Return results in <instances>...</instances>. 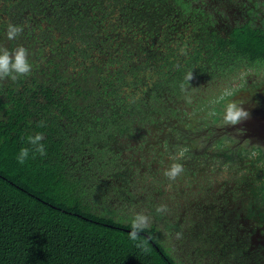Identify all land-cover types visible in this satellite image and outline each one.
I'll use <instances>...</instances> for the list:
<instances>
[{
  "label": "trees",
  "instance_id": "trees-1",
  "mask_svg": "<svg viewBox=\"0 0 264 264\" xmlns=\"http://www.w3.org/2000/svg\"><path fill=\"white\" fill-rule=\"evenodd\" d=\"M196 2L0 0V49L33 65L0 80V264H259L238 228L264 220V146L246 120L218 125L264 86V27ZM36 133L47 155L19 164Z\"/></svg>",
  "mask_w": 264,
  "mask_h": 264
},
{
  "label": "clouds",
  "instance_id": "clouds-1",
  "mask_svg": "<svg viewBox=\"0 0 264 264\" xmlns=\"http://www.w3.org/2000/svg\"><path fill=\"white\" fill-rule=\"evenodd\" d=\"M22 32L23 27L9 23L6 31L7 39L14 40ZM180 54L186 55V51L183 47L180 49ZM32 68L33 65L29 63L28 60V51L23 46H19L12 51H9L8 49H0V80L9 78L15 82L21 77L30 76ZM191 79H193V74L192 72H189L186 75V80L190 81ZM232 95L233 92L226 89L221 95L220 100H225V97ZM242 105L243 104L237 100H228L225 102L222 108V115L220 117V124L218 127L223 128L226 126H235L240 122L247 120L250 116V113L245 110ZM39 126L43 127L44 125L41 122ZM43 140L44 135L42 133H36L34 136L29 135L27 137V143L31 145V148H21L17 156L18 163L21 165L25 164L30 157V153L32 158H35L36 154H39L41 157L46 156V146L42 143ZM185 151L186 149L179 150L177 156L173 157V159L183 158ZM252 155L254 156L255 153H252ZM182 172V165L179 163H173L168 169L164 171V175L169 180L174 181ZM156 211L158 213H165L167 208L166 206L161 205L157 207ZM149 223L150 220L147 215L143 213H136L131 220V231L129 233V238L133 241H138L140 239L139 233L144 231L149 226ZM137 247H140L142 251H148L146 247V241L138 243Z\"/></svg>",
  "mask_w": 264,
  "mask_h": 264
},
{
  "label": "flooded vegetation",
  "instance_id": "flooded-vegetation-1",
  "mask_svg": "<svg viewBox=\"0 0 264 264\" xmlns=\"http://www.w3.org/2000/svg\"><path fill=\"white\" fill-rule=\"evenodd\" d=\"M197 6L203 7L206 10L214 11L220 16L221 13L228 14L223 25H231L235 27L237 23L240 25L252 24L264 27V0H197ZM255 95L262 96L263 87L251 86V83L241 91L239 95ZM238 95V96H239ZM234 97L236 100L238 97ZM264 103V102H263ZM264 107V106H263ZM259 145L264 146V141L255 138ZM241 208V207H239ZM243 227L239 229L242 239H249L251 242V250L255 251L256 257L259 259V264H264V220L263 216H258L257 219L247 218L243 212L240 213ZM240 218V219H241ZM254 264H257L254 262Z\"/></svg>",
  "mask_w": 264,
  "mask_h": 264
},
{
  "label": "rangeland",
  "instance_id": "rangeland-1",
  "mask_svg": "<svg viewBox=\"0 0 264 264\" xmlns=\"http://www.w3.org/2000/svg\"><path fill=\"white\" fill-rule=\"evenodd\" d=\"M258 82L261 83L260 77L254 78V83L260 84ZM262 87H263V93L261 97H258L255 95L249 96L246 93H244L243 95H239L236 98L237 101L243 104L242 106L245 108V110H247L250 113V116H249L250 118L255 116L258 113L264 116V107H263L264 106V103H263L264 102V86Z\"/></svg>",
  "mask_w": 264,
  "mask_h": 264
},
{
  "label": "water",
  "instance_id": "water-1",
  "mask_svg": "<svg viewBox=\"0 0 264 264\" xmlns=\"http://www.w3.org/2000/svg\"><path fill=\"white\" fill-rule=\"evenodd\" d=\"M245 125L252 138H259L264 141V116L258 113L251 118L249 117L246 120Z\"/></svg>",
  "mask_w": 264,
  "mask_h": 264
}]
</instances>
